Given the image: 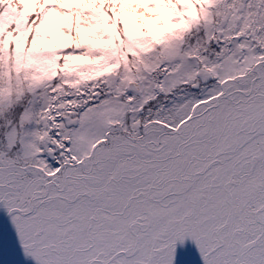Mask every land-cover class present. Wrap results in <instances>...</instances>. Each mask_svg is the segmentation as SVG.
I'll return each mask as SVG.
<instances>
[{"label":"snow or ice","instance_id":"1","mask_svg":"<svg viewBox=\"0 0 264 264\" xmlns=\"http://www.w3.org/2000/svg\"><path fill=\"white\" fill-rule=\"evenodd\" d=\"M0 227L2 264H264V0H0Z\"/></svg>","mask_w":264,"mask_h":264},{"label":"rangeland","instance_id":"2","mask_svg":"<svg viewBox=\"0 0 264 264\" xmlns=\"http://www.w3.org/2000/svg\"><path fill=\"white\" fill-rule=\"evenodd\" d=\"M4 235H6V240H7V238H8L7 236L10 235V234L6 231V229H4L3 227H0V259L1 260L2 259L11 260V259L14 258L12 256V254H11V249H4V247L11 246L12 243H10V244H5L4 243L3 244ZM9 253H10V255L7 257V254H9ZM191 259L193 261H195L196 257H195V254L194 253L191 256ZM7 260H5V261H7Z\"/></svg>","mask_w":264,"mask_h":264}]
</instances>
